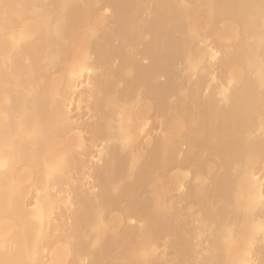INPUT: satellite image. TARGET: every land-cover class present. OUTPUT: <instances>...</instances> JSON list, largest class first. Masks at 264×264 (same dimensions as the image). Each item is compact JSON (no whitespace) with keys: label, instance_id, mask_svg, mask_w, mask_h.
Here are the masks:
<instances>
[{"label":"bare ground","instance_id":"obj_1","mask_svg":"<svg viewBox=\"0 0 264 264\" xmlns=\"http://www.w3.org/2000/svg\"><path fill=\"white\" fill-rule=\"evenodd\" d=\"M0 264H264V0H0Z\"/></svg>","mask_w":264,"mask_h":264}]
</instances>
